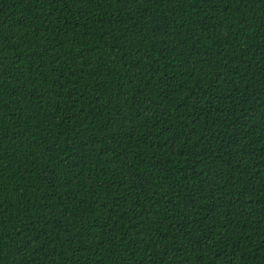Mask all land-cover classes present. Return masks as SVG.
<instances>
[{
  "label": "trees",
  "instance_id": "1",
  "mask_svg": "<svg viewBox=\"0 0 264 264\" xmlns=\"http://www.w3.org/2000/svg\"><path fill=\"white\" fill-rule=\"evenodd\" d=\"M0 264H264V0H0Z\"/></svg>",
  "mask_w": 264,
  "mask_h": 264
}]
</instances>
